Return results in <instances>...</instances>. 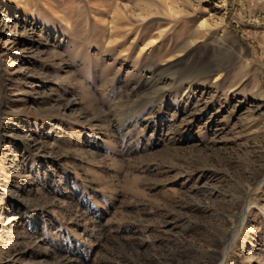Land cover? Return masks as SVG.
Returning <instances> with one entry per match:
<instances>
[{"label": "rangeland", "instance_id": "obj_1", "mask_svg": "<svg viewBox=\"0 0 264 264\" xmlns=\"http://www.w3.org/2000/svg\"><path fill=\"white\" fill-rule=\"evenodd\" d=\"M218 1L0 0V264H264V0Z\"/></svg>", "mask_w": 264, "mask_h": 264}, {"label": "bare ground", "instance_id": "obj_2", "mask_svg": "<svg viewBox=\"0 0 264 264\" xmlns=\"http://www.w3.org/2000/svg\"><path fill=\"white\" fill-rule=\"evenodd\" d=\"M225 5H226V0H219L216 6L217 7H225ZM240 205H241V202L235 203L232 206V210H236V209L239 210Z\"/></svg>", "mask_w": 264, "mask_h": 264}]
</instances>
